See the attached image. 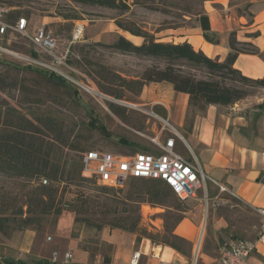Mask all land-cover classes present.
Listing matches in <instances>:
<instances>
[{"label": "rangeland", "instance_id": "obj_1", "mask_svg": "<svg viewBox=\"0 0 264 264\" xmlns=\"http://www.w3.org/2000/svg\"><path fill=\"white\" fill-rule=\"evenodd\" d=\"M123 1L129 4L126 10L72 0H0V4L8 8L5 19L14 22L22 17L28 23V35L15 31L0 35V134L7 132L10 124H31L45 135L46 140L54 141L51 157L58 160L61 167L68 169L72 164L80 165V172L71 180L57 183L46 176L30 178L0 173V216L10 218L5 224L8 235L0 231V260H16L20 256L17 252L26 231L34 233V241L31 251L21 255L25 264H35L42 259L36 254L49 258L52 250L62 254L63 248L55 240V228L64 212L73 215L72 233L81 238V243L105 252V245L100 240L101 229L118 222L117 218L126 214V205L116 197L121 196L120 189H144L158 182L165 185L160 180L132 178L122 187L106 193L81 175V157L91 148L122 154L156 152L148 137L160 127V121L121 101L147 103L144 108H152L159 114L160 106L150 105L141 93L135 95L134 91L126 89H123L124 95L117 98L114 92L120 90V81L115 76L138 78L148 67L163 68L166 60L121 52L110 45L118 35L135 44L142 43V37L120 25L149 31L157 41L179 43V36L199 30L196 18L203 12L206 0ZM39 27L55 40L56 47L51 52L44 51L31 39ZM176 65L185 73L205 76L203 68L186 61L178 60ZM49 72L63 76L65 83L49 78ZM156 86L155 93L166 94L164 85ZM89 87H94L101 95L90 92ZM243 88L250 93L244 100L261 96L263 91L262 87ZM113 109L123 111L126 118L115 114ZM55 136L57 140L53 139ZM120 138L128 142L125 144ZM43 178H47L46 184L41 182ZM49 184L58 186L56 204L63 209L59 216L42 212L47 205L38 193L43 192V200H47L50 188L43 186ZM205 194L208 201H205ZM175 198H170L164 205L148 203L149 206L142 207L147 203L141 204L136 211L141 216L140 226L151 234H159L155 243H163L161 239L167 234L165 225L173 222V219L167 220L168 216L196 214L199 217L196 237L201 241L197 264H206V253L219 258L218 248L228 242L222 238L224 232H216L218 240L214 238L215 233L210 229L213 217L224 215L229 222L228 228L238 232L236 238L249 239L257 232L256 215L238 205L234 197L220 187L207 184V190H198L193 199L177 201ZM175 200L179 211L170 206ZM29 211L36 214L34 221L26 228H20L21 218ZM97 225L102 226L101 229ZM173 240L185 255L191 256L192 243L189 246L182 240Z\"/></svg>", "mask_w": 264, "mask_h": 264}, {"label": "crops", "instance_id": "obj_2", "mask_svg": "<svg viewBox=\"0 0 264 264\" xmlns=\"http://www.w3.org/2000/svg\"><path fill=\"white\" fill-rule=\"evenodd\" d=\"M203 12L209 18L211 31L218 34L219 41L211 43L205 40L200 27L194 33L179 36L178 41L186 40L194 49L222 61L230 51L229 39L233 33L237 41L255 49L253 53L239 52L233 67L250 78H264V0H206ZM149 83L143 87L141 97L148 100V104L165 110L163 117L178 132V137H175L176 151L188 158L192 153L208 179L206 185L225 187L238 205L256 215L257 232L249 239L255 238L260 223L255 208L264 206V100L259 95L242 100L241 109H234L232 104H209L189 120V94L175 91L172 84L166 81ZM156 85H164L166 94L155 93ZM73 220L71 213L64 212L55 228V240L61 244L63 252L70 251L72 254L70 264H130L135 251L140 253L138 264H157V259L151 256L155 242L138 238L137 233L110 227H103L100 231L105 252L97 251L90 258L89 251L80 247L81 238L72 233ZM198 222L196 214H186L173 232L193 245ZM228 227L229 222L224 215L212 218L210 229L214 231L216 241V232H224L222 238L228 242L241 239L235 237L238 234L236 230ZM33 241L34 233L26 231L17 252L20 256L16 260H22L21 255L31 251ZM159 244L161 259L171 264H190V257L184 253L170 245ZM36 256L50 262L49 256ZM247 259L249 264H264L263 248L252 252ZM204 261L206 264H220L215 254L206 253Z\"/></svg>", "mask_w": 264, "mask_h": 264}, {"label": "trees", "instance_id": "obj_3", "mask_svg": "<svg viewBox=\"0 0 264 264\" xmlns=\"http://www.w3.org/2000/svg\"><path fill=\"white\" fill-rule=\"evenodd\" d=\"M72 1L97 4L123 10L129 8V4L123 0ZM196 19L202 30L204 39L211 43H217L219 41V36L216 32L211 31L208 16L204 12H201L198 13ZM120 27L129 30L133 35L142 37L143 41L140 44H135L124 36L118 35L117 39L110 45L112 48L121 52L133 53L141 56L162 58L166 60V65L163 68L156 66L148 67L138 78L126 79L123 76L116 75V79L120 81V90L114 92L117 98H121L124 95L123 89L134 91L135 95H139L147 83L166 81L172 84L175 91L189 94L188 118L192 120L196 113L202 112L209 104L226 106L236 101L244 100L250 93L247 89L243 88V86L264 88V78H250L233 67L234 60L239 52H255V49L245 42L237 41L233 33H231L229 39L230 51L225 59L220 61L217 58L207 56L202 50L194 49L186 40L179 43L157 41L149 31L140 28H126L123 25H120ZM178 60H183L203 68L205 70V76L197 77L195 74L183 72L176 65ZM48 77L55 78L61 84H64L66 81L64 77L56 75L53 72H49ZM114 112L119 116H124L123 111L115 110ZM159 112L162 116L165 115L164 109L159 108ZM98 127L101 129V126ZM100 131L105 134L103 130ZM53 139L57 140V137L55 136ZM120 141L125 144L128 142L125 138H120ZM129 144L133 145V142H129ZM54 146V141L46 140L45 135H42L36 126L27 123L23 124L22 122L17 125L10 124L9 130L0 134V173L30 178L35 176H46L54 183L71 180L73 175L80 172V165L72 164L68 169H65V166L64 168L61 167L60 162L58 160H53L51 157ZM43 187H49L50 193L47 194V200H43V196L45 195L43 192L38 193L41 201L47 205L42 212L53 213L59 216L63 209L60 205L56 204L58 186L53 187L49 184V186L44 185ZM100 188L106 193H110L114 190L107 186H100ZM120 191L122 193L121 196H116V192L113 193V196L118 197L124 202L126 205L124 210L126 214L118 217V222L110 224L111 226L109 227L137 233L138 238L145 236L153 242L158 240L157 236L159 234H151L147 229L140 226L141 216L139 213H136V211L143 203L164 205L170 201V198L174 199L176 197L175 199L177 201L181 200L177 198L168 185H162L161 182L144 189H131L125 191L120 189ZM176 200L171 203L170 206L179 211L181 209ZM35 217L36 214L29 211L25 218H21L19 227L26 228L34 221ZM182 217L181 214H174L167 217L168 221L173 219V222L166 223L165 231L167 234L163 236L164 238L161 239V241L185 254L184 250L173 240H182L189 246L191 244L190 241L173 232L175 226L180 222ZM8 221H10L9 216H0V231L5 235L9 233L5 229V224ZM75 221H77V217H75ZM96 227L101 229L102 226L97 225ZM80 247L89 251L90 258H93L97 252L96 249L89 248L81 242ZM6 261L16 264H25L23 260ZM35 264L53 263L46 259H40L36 261Z\"/></svg>", "mask_w": 264, "mask_h": 264}, {"label": "built area", "instance_id": "obj_4", "mask_svg": "<svg viewBox=\"0 0 264 264\" xmlns=\"http://www.w3.org/2000/svg\"><path fill=\"white\" fill-rule=\"evenodd\" d=\"M7 11L8 8L0 4V35L10 31L28 35L26 32L27 20L21 17L10 22L4 17ZM31 39L46 52H51L56 47L54 38L49 32H45L43 27L37 28ZM58 60L60 59L58 58ZM262 90L261 100H264V88ZM96 92L101 95L97 90ZM121 102L160 121V127L156 129L153 136L148 137L154 144L156 152L139 151L133 154H122L91 148L82 154L81 175L91 179L97 185L111 188H120L132 178L160 180L168 185L181 201L195 198L200 189L206 191L207 177L195 156L191 153L188 158L176 151L175 137H178V132L171 122L152 108H144L147 105L145 103ZM240 102L232 103L233 108L241 109ZM41 181L43 184L47 183L45 178ZM220 189L225 190V187L220 186ZM208 199L205 194V201ZM144 206L149 205H142V207ZM255 211L260 216L258 235L253 239L232 240L221 245L218 250L220 264H249L247 258L252 252L260 247L264 251V206L256 207ZM160 248L161 244L154 243L151 256L157 259V264H171L160 258ZM200 252L201 241L196 238L192 245L190 264H197ZM139 257L140 253L135 251L130 264H138ZM71 259L70 251H65L62 254L53 251L50 256V262L53 264H70ZM0 264L16 263L0 260Z\"/></svg>", "mask_w": 264, "mask_h": 264}, {"label": "bare ground", "instance_id": "obj_5", "mask_svg": "<svg viewBox=\"0 0 264 264\" xmlns=\"http://www.w3.org/2000/svg\"><path fill=\"white\" fill-rule=\"evenodd\" d=\"M90 92H95L96 93V89L94 87H89L88 88Z\"/></svg>", "mask_w": 264, "mask_h": 264}]
</instances>
